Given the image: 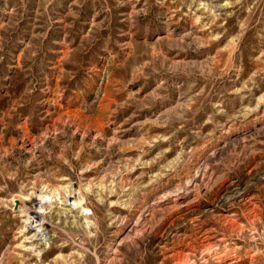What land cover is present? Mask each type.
Listing matches in <instances>:
<instances>
[{
    "label": "rangeland",
    "instance_id": "rangeland-1",
    "mask_svg": "<svg viewBox=\"0 0 264 264\" xmlns=\"http://www.w3.org/2000/svg\"><path fill=\"white\" fill-rule=\"evenodd\" d=\"M0 264H264V0H0Z\"/></svg>",
    "mask_w": 264,
    "mask_h": 264
}]
</instances>
